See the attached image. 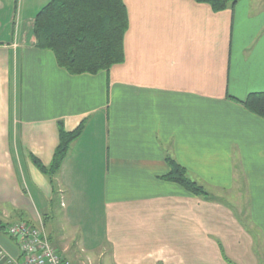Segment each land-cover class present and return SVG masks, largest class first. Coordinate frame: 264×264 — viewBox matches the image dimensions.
Returning <instances> with one entry per match:
<instances>
[{"label": "crops", "instance_id": "1", "mask_svg": "<svg viewBox=\"0 0 264 264\" xmlns=\"http://www.w3.org/2000/svg\"><path fill=\"white\" fill-rule=\"evenodd\" d=\"M50 0H0V264L10 223L43 224L68 264H264V0H123L124 61L69 74L36 47ZM66 131L85 125L55 176ZM165 156L207 196L162 178Z\"/></svg>", "mask_w": 264, "mask_h": 264}, {"label": "trees", "instance_id": "2", "mask_svg": "<svg viewBox=\"0 0 264 264\" xmlns=\"http://www.w3.org/2000/svg\"><path fill=\"white\" fill-rule=\"evenodd\" d=\"M210 5L214 12L225 10L239 0H194ZM123 0H50L35 15L32 33L39 49L51 50L59 67L69 74H95L124 61V35L128 26ZM244 107L264 119V92L250 93ZM84 121L72 131H66L58 121V143L48 165L31 156L33 164L46 176L55 189V176L60 170L71 143L84 128ZM169 167L162 176L194 195L208 192L187 174L174 158L165 156ZM4 225L0 223V230ZM7 234V232L5 231Z\"/></svg>", "mask_w": 264, "mask_h": 264}, {"label": "built area", "instance_id": "3", "mask_svg": "<svg viewBox=\"0 0 264 264\" xmlns=\"http://www.w3.org/2000/svg\"><path fill=\"white\" fill-rule=\"evenodd\" d=\"M6 232L14 240L23 264H68L52 245L42 223L18 221L8 224Z\"/></svg>", "mask_w": 264, "mask_h": 264}]
</instances>
